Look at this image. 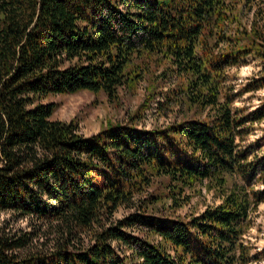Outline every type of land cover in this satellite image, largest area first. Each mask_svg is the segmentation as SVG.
Returning a JSON list of instances; mask_svg holds the SVG:
<instances>
[{"label":"trees","instance_id":"trees-1","mask_svg":"<svg viewBox=\"0 0 264 264\" xmlns=\"http://www.w3.org/2000/svg\"><path fill=\"white\" fill-rule=\"evenodd\" d=\"M250 57L264 69V0H0V210L46 227H0V264L256 260L245 234L264 203V155L241 141L264 118V97L245 112L233 102L264 90V74L237 92L224 84ZM158 67L147 97L172 77L165 104L183 109L162 127H139L137 110L84 135L42 101L83 90L115 101ZM202 186L220 202L157 213ZM120 207L128 213L113 218ZM39 236L52 247L32 249Z\"/></svg>","mask_w":264,"mask_h":264},{"label":"rangeland","instance_id":"rangeland-1","mask_svg":"<svg viewBox=\"0 0 264 264\" xmlns=\"http://www.w3.org/2000/svg\"><path fill=\"white\" fill-rule=\"evenodd\" d=\"M162 67H158L154 74H149L136 85L132 90L128 88H120V95L117 100L108 99L104 92L94 94L90 91L83 90L76 93L68 94H51L44 99L43 102H55L56 110L52 114V119L61 121L73 120L78 125V130L84 135H90L98 132L100 128L109 120L112 122H126L130 116L137 110L141 111V117L137 119L139 127L151 129L154 127L165 126L175 120H178L182 115V108L168 102L165 104V94H169L168 90L176 87L175 79L168 77L163 81L158 82V91L160 94L155 95V98L150 99L148 96L150 82L155 74H160ZM264 74L263 66L259 59L250 57L246 63L239 66L228 67L225 70L226 88L233 92L239 91L250 80ZM148 75V76H149ZM264 97V90L244 92L237 96L233 102L235 107H238L242 112L254 109ZM150 99V101H148ZM160 101L163 105L158 109L157 102ZM148 103L146 106L144 103ZM144 107L143 110H141ZM249 134L241 141V145H253L256 157L264 155V118L260 121L249 124ZM254 155H251L253 157ZM234 182H241L236 176L228 177V185ZM262 187L260 182H255L254 185ZM220 202V197L214 191H207L205 187H201L200 192H194L187 204L178 209L176 212H171L170 209L161 207L156 210L159 215H184L192 212H200L208 205H214ZM128 213V209L120 207L113 215V218H121ZM251 226L245 237L252 247V253H256L257 259L249 264H264V203L258 204L255 211L250 214ZM39 229L44 234L45 226L32 217H20L9 210H0V227H6L9 230L29 231L32 227ZM137 235H142L141 232H135ZM52 236V234H51ZM52 247L50 236L45 238L39 236L33 240L32 249H49Z\"/></svg>","mask_w":264,"mask_h":264}]
</instances>
